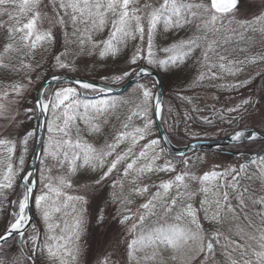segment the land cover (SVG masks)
Listing matches in <instances>:
<instances>
[{
    "label": "snow or ice",
    "instance_id": "6c2138e0",
    "mask_svg": "<svg viewBox=\"0 0 264 264\" xmlns=\"http://www.w3.org/2000/svg\"><path fill=\"white\" fill-rule=\"evenodd\" d=\"M242 5L0 0V101L18 103L40 83L24 109L35 126L0 136V210L5 201L11 207L0 232V264H81L90 200L104 188L124 231L113 254L97 264H264V111L257 130L245 123L259 108L253 100L216 108L198 95L246 87L251 77L222 81L264 62V0L249 5L256 11L244 18ZM257 35L261 51L253 53ZM122 54L128 69L102 75L103 85L63 79L81 60L103 64ZM45 64L52 75L39 72ZM153 69L192 73L176 94L181 104L167 113L150 79L127 97L109 95L112 85L150 78ZM256 75L264 79V72ZM211 99L218 103L220 96ZM5 111L0 103V115ZM154 117L168 125L166 135L155 136ZM201 124L231 128L229 150L239 159L206 167L200 156L169 153L164 144L172 137L208 136ZM30 150L34 170L26 167ZM82 172L96 174L83 192L73 182ZM97 208L102 224L105 209Z\"/></svg>",
    "mask_w": 264,
    "mask_h": 264
},
{
    "label": "rangeland",
    "instance_id": "374dc122",
    "mask_svg": "<svg viewBox=\"0 0 264 264\" xmlns=\"http://www.w3.org/2000/svg\"><path fill=\"white\" fill-rule=\"evenodd\" d=\"M259 3V0H243V5L240 8L239 16L241 18L251 16L255 11V7H249V5H254ZM44 27L47 28L48 24L45 23ZM259 35H257L256 40H257V46L259 47ZM261 50L258 49L257 52ZM256 53V52H253ZM135 67V66H133ZM48 65L45 64L44 68L40 69L39 72L41 74L47 73L48 76L52 75L53 73H48L49 71ZM128 65L123 59V56L121 58H118L116 60H107L103 64L96 63L93 59H84L79 61L78 63V71L75 73L76 76H80L86 79H91V76H102V75H113V74H120L122 70H127ZM258 72H264V62H257L255 64H249L245 71L240 74L238 78H227L225 83H234L235 79H239L242 81H246L248 78H256V73ZM68 74L67 72H63ZM59 74V73H58ZM74 75V74H71ZM163 76V75H162ZM91 79L95 81H102L100 79ZM33 78H35V74L33 75ZM259 79L251 83L249 85H253L252 88L254 91L259 90L258 96L260 98L259 101V108L256 110V112L248 119V124L249 125H255L257 130H260V125H259V118H260V113L261 111H264V93H262V89H264V79ZM164 79V78H163ZM154 81V79H152ZM126 81V80H125ZM124 81V82H125ZM229 81V82H227ZM42 82V81H41ZM122 82V83H124ZM121 83V84H122ZM145 83V82H141ZM118 84V85H121ZM117 85V86H118ZM40 83H34L30 90L26 92L23 96L22 99L19 100L18 103H9L8 101L11 100L12 98L9 97L8 100L0 101V103H4L6 105L7 111H5L2 115H0V136H6L8 135V132H13L19 127V130L22 132V128L24 127H34L36 124V121L33 120L32 126L30 124L27 125L26 118L24 116V109L27 107H32L36 95H37V89H39ZM135 86L133 88L131 87L128 89L125 93L121 95H115L114 97H127L133 93ZM165 89V87H164ZM240 89H238L239 91ZM153 91L156 92V86L153 89ZM165 91V90H164ZM222 92H226V90L221 89L220 91L217 92H205V94L201 95V98H203L204 101L207 102V104L212 106L215 101L211 99L213 95H218ZM164 102V99H163ZM241 102L240 98H238V104ZM218 107L221 108V103L218 102L216 103ZM15 116V120H12V117ZM17 121H24L23 125H18ZM7 129V131L5 130ZM197 131L196 129H194ZM107 131V130H106ZM154 134L155 136H159L158 132L156 129H154ZM228 137V136H227ZM217 138H223L218 136L215 132H211L208 136H204L201 134L199 139H217ZM172 140V139H171ZM194 140H198L195 138L188 137V139H184L181 141V139H174L172 142L177 145V146H184ZM181 141V142H178ZM96 143H102V139L100 137L96 138ZM225 150H229L230 146L225 147ZM31 150L29 151L28 157H27V164L26 167L28 166V163L31 158ZM186 157H190L193 160L197 156H200L207 161L206 167H210L214 163H221V164H229L234 162V159L229 157V154L225 153H219V152H213V151H192L189 152L185 155ZM233 156V155H231ZM238 157V156H236ZM179 159V157H177ZM54 175L56 172L54 171ZM93 178H96V174L93 173H80L77 177L73 178V182L76 185L77 188L80 189L81 192L84 191V189L81 187V185L88 184L91 182ZM92 190L89 189V192ZM110 190L107 188L101 189L99 192L93 193V195L96 197L95 201L90 200V208H89V214H88V224L86 227V231L83 236L82 244H83V256L81 258V264H97L98 260L104 258L106 255H112L113 250L116 247V242L122 238V233L124 231L123 226L119 224L118 217L116 216V206L111 205L106 203L108 200V192ZM13 198V197H12ZM102 207L105 209V220L102 224H97L95 220V215L98 213V208ZM11 210V207H10ZM167 256L168 254L165 253ZM117 260H120V253H116ZM171 264V262H170Z\"/></svg>",
    "mask_w": 264,
    "mask_h": 264
},
{
    "label": "trees",
    "instance_id": "16d2710c",
    "mask_svg": "<svg viewBox=\"0 0 264 264\" xmlns=\"http://www.w3.org/2000/svg\"><path fill=\"white\" fill-rule=\"evenodd\" d=\"M180 36L182 37L183 33H180ZM164 39H167V37H165ZM258 49L261 50L260 47L256 46V48L253 49V52H257ZM122 56H123V54H122ZM154 70H156V69H154ZM156 71H158V70H156ZM158 72H160L163 75V78H164V87H165V89H164L165 90L164 91V105H165V113H167V109L169 107L175 108L177 105L181 104V101L176 99V94L181 90L182 86L185 85L186 80L191 77L192 73L190 72V70H187V69L185 71L179 72V73H177L175 71H171V72L158 71ZM48 73L50 74L52 72H48ZM67 73L75 75L76 72H67ZM91 77H92L91 79H95L96 80L100 76H91ZM100 79H101V77H100ZM149 79L151 81H153L152 78H146V79L140 81L139 83L148 82ZM256 79L257 80L259 79L258 76H256V78H252V82L251 83H254L256 81ZM227 82H229V81H227ZM252 86L253 85H249L248 84L246 87H241L239 91L238 90H236V91L226 90V92L220 93L219 94V96H220V101L219 102L221 103V108L225 104H227L228 107H231V106H233L235 104H238V98H240V100H242V99H251V100H253V102L259 103V101H260V98L258 96L259 90L254 91ZM129 94L126 93L125 95H129ZM186 94L192 95V93H186ZM202 94H205V91H199L198 92V95L200 97H201ZM216 103L217 102L214 103L215 107L216 108H220V107H218L216 105ZM209 107H212V106L210 105ZM179 111L183 112L184 111L183 107H181L179 109ZM205 114L211 115L210 112H207ZM165 118L167 119V116H165ZM196 119H197V121L199 120V114H197ZM213 119H215V117H213ZM26 122H27V125L30 124L32 126L34 121L28 122L26 120ZM245 123H248V120H246ZM163 126H164V129H165L166 133H167L168 125L166 123H163ZM199 127L208 128L209 129L208 135L211 132H215L220 137H227L228 134L231 133V131H232L231 128H229L225 124H220L219 126H217L216 124H213V125L201 124V125H199ZM199 127H196L194 129L199 131ZM23 130L24 129L22 128V131ZM173 138L174 139L175 138L176 139H181L179 136L172 137L171 139L173 140ZM229 157L234 159V161L239 159V157H236V156L229 155ZM9 198L11 199L12 196H10ZM10 211H11L10 210V205H8L7 201H5L4 202V208L2 210H0V232H3V230H4V224L9 219Z\"/></svg>",
    "mask_w": 264,
    "mask_h": 264
},
{
    "label": "water",
    "instance_id": "95a60500",
    "mask_svg": "<svg viewBox=\"0 0 264 264\" xmlns=\"http://www.w3.org/2000/svg\"><path fill=\"white\" fill-rule=\"evenodd\" d=\"M145 67H147V66H145ZM152 72H153V75L150 78L154 79V81L156 82V93L162 94V99H164V79H163V76L160 72H158L154 69L152 70ZM72 78L89 80V81H92V82H94L96 84H100V85H103L105 83L104 81H95V80L86 79V78H83L80 76L63 73V79L66 83L71 82ZM144 79H146V78L129 77L121 85H118V86L112 85L113 91L109 95H111V96L121 95V94L125 93L128 89H130L131 87H133L134 85H136L137 83H139L140 81H142ZM43 119H44V117H41V120H43ZM154 120H155V124L159 126L158 130H157L159 136L166 135L167 133L164 129L163 122L161 120H159L158 118H155V117H154ZM41 135H44V134L41 133ZM188 144H192L193 147L188 148V147H186L187 144L184 146H177L170 139V141L165 143L164 146L168 149V151L171 155L176 156V157H179L180 153H184V155H186L187 153L192 152V151H213V152H219V153H225V154L237 156L234 152L224 149L225 147L231 146V144H232V142L228 139V137L217 138V139H204V140L198 139V140H194ZM37 150H38V146H37ZM28 166H30L33 170L38 166V161L33 160L32 155H31L30 161L28 163Z\"/></svg>",
    "mask_w": 264,
    "mask_h": 264
}]
</instances>
